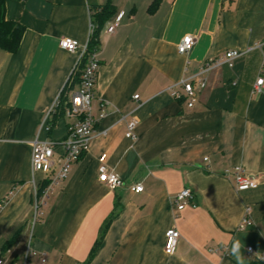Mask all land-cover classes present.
<instances>
[{"label":"crops","instance_id":"0c3cea01","mask_svg":"<svg viewBox=\"0 0 264 264\" xmlns=\"http://www.w3.org/2000/svg\"><path fill=\"white\" fill-rule=\"evenodd\" d=\"M154 1L5 0L6 18L25 31L16 53L0 48L4 264H22L29 242L33 250L46 253L45 264H85L100 238L87 264L264 260V92L253 91L258 77H264V0H157L150 8ZM107 3L114 14L99 32L93 100V114L98 117L104 110L106 115L36 216L34 179L41 186L47 176H33V141L60 94L66 100L78 88L68 89V82L79 51L65 50L59 42L70 37L87 43L91 6ZM120 13L115 31L109 32L108 24ZM188 34L195 43L180 53L178 44ZM230 49L245 53L233 67L207 73L193 107L173 95V90L182 91L181 81ZM57 110L51 132L41 137L58 143V166L59 143L74 118L63 115L53 122ZM132 119L137 120L134 139L126 136ZM103 154L124 185L112 189L99 180ZM238 165L256 178V187L237 190L232 171ZM137 183L143 191L132 190ZM185 187L194 192L196 206L178 210L175 196ZM247 207L253 224L242 229ZM171 227L181 236L168 255ZM13 239L6 249L4 243ZM237 240L241 248L234 254Z\"/></svg>","mask_w":264,"mask_h":264},{"label":"built area","instance_id":"2783aa9c","mask_svg":"<svg viewBox=\"0 0 264 264\" xmlns=\"http://www.w3.org/2000/svg\"><path fill=\"white\" fill-rule=\"evenodd\" d=\"M123 13L118 14L115 19L108 24L107 30L109 32H114L117 24L120 22ZM93 32V24L91 23L90 35ZM90 38V37H89ZM89 41V40H88ZM195 43V37L193 35H185L178 44V51L180 53H187L190 51ZM60 47L71 51H79V58L76 66L82 60L88 49V42L84 45H80L79 42L70 37H62L60 39ZM261 45H259L260 47ZM249 48L248 50H251ZM247 50V51H248ZM245 51H240L238 49H230L224 53L221 57L216 59H210L206 61L201 67L200 71L190 78L181 81L182 91L173 90V95L176 98H184L189 107H193L198 100V94L202 91L207 83L206 75L209 71L223 66L228 65L233 67L236 60L241 57ZM100 68V61L97 53L94 52L90 54L88 62L84 67L81 74V82L78 88L70 95L66 100L61 98L62 94L57 98L54 105L47 112L43 121L41 123L40 129L37 133L36 138L33 141L32 146V172L33 176L36 172H42L47 176L49 184L44 189L42 194L39 196L40 186L35 182L34 179V196H35V206L36 210L39 209L40 205L46 201L48 196L54 192L57 185L62 183L69 175L71 166L74 162L78 161L90 139L93 137L95 132V125L101 119L104 118L106 113L102 110L98 117L93 114V100L95 97V85L97 81V76ZM264 70V66L262 68ZM253 91L255 93L264 92V77H258ZM134 98L138 99L139 95H135ZM63 105L65 116L74 118V121L69 125V135L65 140L60 142L62 151L60 153L58 166L55 162L56 154V143L50 138L41 137V133L51 132V121L52 113L58 108V106ZM137 120L132 119L128 123V131L126 136L129 138H135L134 128L136 126ZM106 154L101 155L100 160L103 162L99 168V180L105 183L112 189L125 184L124 179L115 171L111 170L105 163L104 159ZM207 159V158H206ZM57 167V168H56ZM233 181L237 190H245L249 188H254L257 186V180L254 176L246 173L245 169L238 165L234 167L232 171ZM133 191L140 192L143 191L142 184H135L132 187ZM41 198V199H40ZM175 204L178 210H182L187 206H196L195 194L191 188L185 187L175 196ZM2 204L0 203V208ZM251 208L247 207L245 210V215L241 221L240 228L244 229L249 225L253 224L251 218ZM180 232L176 227H171L166 232V243H165V253L171 255L174 253L179 239ZM248 251L252 252V247H248ZM8 253H11L8 250ZM38 258L40 263L45 264L47 262V257L45 252H37L32 249L29 242L27 249L24 253L22 264H38L35 258ZM5 260L0 258V264H4Z\"/></svg>","mask_w":264,"mask_h":264},{"label":"trees","instance_id":"16d2710c","mask_svg":"<svg viewBox=\"0 0 264 264\" xmlns=\"http://www.w3.org/2000/svg\"><path fill=\"white\" fill-rule=\"evenodd\" d=\"M157 3V0L153 2L150 8L154 7ZM114 14V9L110 4H102V5H92L91 6V23L93 24V32L88 41V49L82 60L75 67L71 79L68 83V89H72L75 85H79L81 82V74L88 62V58L90 54L98 51L100 46L99 32L104 24V22L110 18ZM25 31V26L19 22L9 20L6 18L5 14V0H0V48L10 52L16 53L19 49L21 39L23 37ZM66 88V87H65ZM59 110L56 111V114L53 117L54 119L57 117H61L65 115V111L63 105L58 106ZM57 108V109H58ZM84 152V151H83ZM83 154V153H82ZM82 156V155H81ZM49 184V180H45L43 184L39 188V196L42 194L44 189ZM3 202V201H2ZM2 204V203H1ZM14 239L11 241H6L4 243L5 248H9L11 244H13ZM101 242V238L99 241L95 243L91 250V254L89 259L85 264H87L91 258L94 256L99 244ZM251 264H264L263 259L253 260Z\"/></svg>","mask_w":264,"mask_h":264},{"label":"clouds","instance_id":"9594fccd","mask_svg":"<svg viewBox=\"0 0 264 264\" xmlns=\"http://www.w3.org/2000/svg\"><path fill=\"white\" fill-rule=\"evenodd\" d=\"M241 248V244L240 242L237 240L234 242L233 246H232V252L234 254H238L239 253V250ZM237 258L239 259V255L237 256Z\"/></svg>","mask_w":264,"mask_h":264},{"label":"rangeland","instance_id":"374dc122","mask_svg":"<svg viewBox=\"0 0 264 264\" xmlns=\"http://www.w3.org/2000/svg\"><path fill=\"white\" fill-rule=\"evenodd\" d=\"M35 210H36V206H35ZM38 215V210H36V216ZM29 238L32 240V235L31 233L29 234Z\"/></svg>","mask_w":264,"mask_h":264}]
</instances>
